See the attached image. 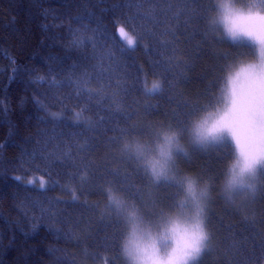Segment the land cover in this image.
Here are the masks:
<instances>
[{
	"label": "trees",
	"instance_id": "1",
	"mask_svg": "<svg viewBox=\"0 0 264 264\" xmlns=\"http://www.w3.org/2000/svg\"><path fill=\"white\" fill-rule=\"evenodd\" d=\"M223 3L264 12L261 0H0V264H123L106 188L142 214L176 195L123 143L168 128L187 141L260 61L259 43L217 22ZM238 158L198 154L187 172L218 190ZM236 196L209 215L199 264H264V197Z\"/></svg>",
	"mask_w": 264,
	"mask_h": 264
},
{
	"label": "clouds",
	"instance_id": "2",
	"mask_svg": "<svg viewBox=\"0 0 264 264\" xmlns=\"http://www.w3.org/2000/svg\"><path fill=\"white\" fill-rule=\"evenodd\" d=\"M210 125L200 119L192 121L189 137L193 144L203 145L202 137ZM122 148L129 152L154 183L175 178V154L187 155L180 132L168 128L158 132L152 145L143 139L127 140ZM256 173L242 163L229 165L219 187L220 195L234 204L236 193L247 191L255 196ZM182 192L177 207L166 210L158 225L145 220L138 206L115 189L106 188L107 207L119 214L125 224L120 254L125 264H192L208 247L210 234L206 226L207 206L212 197L208 181L201 182L192 173L179 178Z\"/></svg>",
	"mask_w": 264,
	"mask_h": 264
},
{
	"label": "snow or ice",
	"instance_id": "3",
	"mask_svg": "<svg viewBox=\"0 0 264 264\" xmlns=\"http://www.w3.org/2000/svg\"><path fill=\"white\" fill-rule=\"evenodd\" d=\"M222 7L229 34L233 39L244 36L258 42L260 61L241 67L230 77L231 88L225 111L211 123L204 121L210 126L202 140L218 141L230 136L239 149L238 163L256 173L258 167L264 169V13L255 4L246 13L228 4ZM260 7H264V0H261ZM120 32L126 37L127 44L132 45L133 40L127 36L123 27ZM152 87L158 90L160 85L153 84Z\"/></svg>",
	"mask_w": 264,
	"mask_h": 264
},
{
	"label": "rangeland",
	"instance_id": "4",
	"mask_svg": "<svg viewBox=\"0 0 264 264\" xmlns=\"http://www.w3.org/2000/svg\"><path fill=\"white\" fill-rule=\"evenodd\" d=\"M226 4V3H225ZM224 5V3L222 4ZM222 5L220 6L219 10V14H218V19L217 22L226 30V32H228L227 30V24L223 19V15H224V9L222 7ZM231 6V5H230ZM232 7V6H231ZM233 9H235L234 7H232ZM237 10H239L238 8H236ZM262 11V10H261ZM260 11V12H261ZM243 12H245V10H243ZM246 13V12H245ZM264 13V12H262ZM217 18V17H216ZM120 36L123 39L124 43L128 46V47H133L135 45V42L133 40V44L132 45H128L127 44V39L124 35L121 34L120 32ZM128 37H130L127 34ZM232 37V36H231ZM131 38V37H130ZM233 38V37H232ZM253 41V43H255V46H258V42ZM231 88V86H230ZM230 89L226 91V95L224 96L221 104L216 108L215 111L211 112L210 114H208L207 116H205L202 121L207 120L209 123H211L214 119H218V117L220 115L223 114V112L225 111V105L227 103V97H228V93H229ZM158 139V137H155L154 139L152 138V140H150L149 142L147 141L146 144L148 145H152V143ZM185 140H183V144L184 147L186 149L187 155H185L183 152H178L175 154V161L173 164V173L175 175V178H168V179H161L160 181H162L160 188L162 189H173L176 191V195L174 197H172L173 199L168 202L167 207L165 208V206L163 208H159V210H155L154 213L159 212L158 214H153V213H149V212H143V217L145 218L146 221L154 224V225H158L159 221L163 219V213L166 210H171V209H175L177 207V198L178 196L181 194L182 192V187L181 184L179 182V178L182 176L183 173L187 172L191 167L192 164L194 163V158L199 154L201 156H206L209 154H213L214 156H217L220 153L221 149H225L228 148L230 155H233L234 157H237L239 152L236 149V144L232 141L228 140V136H225L223 139L218 140V141H207L205 142L203 145H199V146H191L188 144V142H190L192 144V141L189 137V133L185 136ZM240 159L238 158L237 161H233L231 165H234L236 163H238ZM263 178H264V169H261L260 167L257 168V172H256V178L253 181V183L255 184V196L253 198L254 199H259V197L261 195H263L264 197V182H263ZM220 187V185H219ZM219 187L218 190H212L211 188V193H212V197L208 202V206H207V220L209 218V215L212 214L213 208L216 207V205H219L221 203H223V201H226L219 192ZM261 191H263L262 193H260ZM244 192V191H243ZM242 192H238L236 193V195H239ZM234 198H238V196H236ZM229 203V202H228ZM237 202H235L234 204L230 203L231 205H236ZM113 214V213H112ZM116 214V213H115ZM206 220V222H207ZM209 242V241H208ZM209 245V244H208ZM208 248V247H207ZM207 248L203 251V253L201 254V256L192 262V264H199L200 260L203 258L205 252L207 251ZM123 264H125V261L123 260Z\"/></svg>",
	"mask_w": 264,
	"mask_h": 264
}]
</instances>
